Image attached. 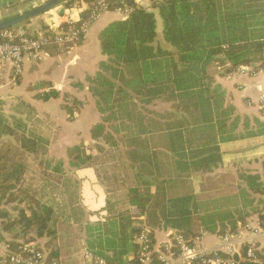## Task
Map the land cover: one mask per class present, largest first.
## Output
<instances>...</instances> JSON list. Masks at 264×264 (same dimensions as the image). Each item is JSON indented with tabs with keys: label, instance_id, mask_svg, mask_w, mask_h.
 I'll list each match as a JSON object with an SVG mask.
<instances>
[{
	"label": "trees",
	"instance_id": "1",
	"mask_svg": "<svg viewBox=\"0 0 264 264\" xmlns=\"http://www.w3.org/2000/svg\"><path fill=\"white\" fill-rule=\"evenodd\" d=\"M118 1L110 0L111 7ZM124 1L136 6L135 0ZM65 4L70 7V0ZM89 16L86 12L82 19ZM253 17L252 7L244 0H169L138 8L101 32L107 61L88 83L103 120L93 127L91 141L69 149V157L73 167L99 168V179L111 196L105 223L85 226L87 246L107 264H138L136 240L145 225L153 229V236L174 229L191 239L203 231L235 233L252 214L264 223V200L255 206L253 198L264 196L259 175H240L246 184L240 192L242 207L205 215L199 214L192 181L196 173L220 168L221 144L264 135V125L252 127L251 119L237 113L223 87L214 86L203 69L217 56L224 57L223 76L241 66L264 67V37L252 33ZM158 18L170 49L158 41ZM49 87L41 99L62 98L68 121H76L84 103ZM157 103L169 109L160 112L155 109ZM44 149L33 141V175L38 173L33 185L30 180L21 185L27 176L24 167H19L24 168L22 172L15 169L20 173L0 167L1 228L12 237L14 248L20 239H47L45 247L51 249L60 237L59 229L82 220L78 198L58 185L54 188L59 202L45 201L41 183L53 184L37 170V156ZM107 150L118 153L117 159L123 161L120 169L126 183L121 193L103 177L107 174L103 153L112 155ZM59 258L53 248L49 260Z\"/></svg>",
	"mask_w": 264,
	"mask_h": 264
},
{
	"label": "crops",
	"instance_id": "2",
	"mask_svg": "<svg viewBox=\"0 0 264 264\" xmlns=\"http://www.w3.org/2000/svg\"><path fill=\"white\" fill-rule=\"evenodd\" d=\"M245 1L253 9L252 33L264 37V0ZM70 2V7L66 4L61 5L50 13L32 19L16 29L27 34L55 30L66 23V18L70 16L75 22L79 21L93 4L88 0H70ZM39 3L40 0H0V22L28 12ZM145 6L148 8L150 4L145 3ZM63 8L65 14L60 16ZM123 19H125L124 16L114 11L103 13L92 23L79 47L70 52L45 48L40 62L25 61L21 74H16L11 63L0 66V167L9 171L24 167L25 169H19L21 172L24 169V174L27 175L21 179V185H25L28 180L33 185V159L36 157L33 153V141H35L45 147L37 156L41 165L36 166L39 172H44L49 182L53 184L41 183L42 189L45 188L46 191L45 201L59 202L54 188L56 185L70 194L72 185L77 186L78 206L82 209V220L76 223L72 221L70 227L59 229L60 237L53 247L55 252L60 254L59 264H97L96 261L86 260L82 254L85 248L95 254L86 244L85 226L105 223L111 196L99 179V173H101L99 168L71 166L69 149L81 142L91 141L93 127L102 123V115L97 107L96 99L89 90L88 79L94 78L99 72L100 64L107 61L101 49V32L109 24ZM158 20V41L163 48L170 49L162 37L163 26L161 20L159 18ZM223 63L224 57L217 56L211 63L204 65L203 69L207 78L214 86L223 87L227 100L233 103L239 115L251 119L252 127H256L259 123L264 125V114L259 105V97L264 95V67L257 68L258 65H255V75L242 76L235 72L232 75L223 76ZM47 84L62 95L67 93L71 99L84 103L76 121H68L67 112L62 106V98L49 101L41 99V95L50 91ZM163 105L165 104L157 103L155 109ZM166 110L168 109L158 111ZM86 136L90 140H85ZM28 140L32 141V144H28L29 147L25 146ZM221 154L223 164L219 169L212 173H196L192 176L197 196L202 191V185H205L209 179L216 181L226 174L234 177L233 194L238 199H241L240 192L246 188L245 182L240 179L242 173L259 175L264 181V135L221 144ZM18 173L16 176H19ZM253 198L257 199L255 206L260 199L264 200V196H253ZM242 206L243 202L238 207ZM248 224L264 225L258 214H252L247 219L246 225ZM238 231L243 236H248L243 231V227H239ZM166 237L165 230L157 231L156 239L159 243L165 242ZM4 240H12V237L5 233ZM17 242L27 241L20 239ZM36 242L46 249L48 254L53 249L45 247L47 239ZM205 244L208 247L218 246V234L209 233ZM256 244L261 251H264V239L258 240ZM2 252L0 248V253ZM128 258L130 259V256Z\"/></svg>",
	"mask_w": 264,
	"mask_h": 264
},
{
	"label": "built area",
	"instance_id": "3",
	"mask_svg": "<svg viewBox=\"0 0 264 264\" xmlns=\"http://www.w3.org/2000/svg\"><path fill=\"white\" fill-rule=\"evenodd\" d=\"M169 0H135L136 6H130L124 0L111 7L110 0H96L88 12V19L82 18L75 22L73 17L66 18V23L58 29L27 34L16 28L0 32V66L11 63L16 74H21L25 61L40 62L45 48H54L59 52H70L83 42L92 23L103 13L114 11L128 18L136 9L146 7L145 3L159 4ZM236 74L242 76L255 75V65L241 66ZM232 75V74H231ZM260 109L264 114V95L259 97ZM167 239L159 243L153 229L145 225L136 242L138 244V264H264V251L257 246V241L264 239V225L248 224L243 231L218 235L219 244L215 247L206 246L208 232L203 231L195 238L188 239L183 233L168 229ZM4 231L0 226V264H59L50 261L49 254L37 242H16L13 247L11 240H4ZM86 260L97 264H107L89 249H83Z\"/></svg>",
	"mask_w": 264,
	"mask_h": 264
},
{
	"label": "rangeland",
	"instance_id": "4",
	"mask_svg": "<svg viewBox=\"0 0 264 264\" xmlns=\"http://www.w3.org/2000/svg\"><path fill=\"white\" fill-rule=\"evenodd\" d=\"M156 109L165 110V109H169V106L165 104L163 106L157 107ZM85 140H90V139L89 137L86 136ZM96 146H92V147L95 148ZM100 147L103 149V151L106 152V150L102 146ZM97 151L99 152L101 150L98 149ZM107 151H112V150H107ZM102 157H103L102 161H105L106 163L104 164L105 166H103V168L105 169V171H107V174L103 176L104 180L106 182L107 181L110 182V184L119 193H121L122 191H124L123 187L126 183L124 181V178H126L125 173H123L124 171L120 169V167L122 168V163H123L122 159H117L120 156L118 153H114V151H112V155H110L109 153L106 154L103 153ZM108 172L110 174H108ZM37 174L33 175L35 179H37L36 177ZM233 180L234 177L232 175L226 174L219 180L214 181V179H209L205 185H202V191L197 196L198 210L200 215L212 214L219 211L233 210L238 208L240 203L244 202L242 198L238 199L233 194L235 189L234 186L235 184ZM34 183H36V180ZM71 195L73 196L74 199L77 198V186L72 185ZM57 197L59 200L61 199L59 194L57 195ZM41 199H44V197L42 196ZM2 208L10 209V205H4Z\"/></svg>",
	"mask_w": 264,
	"mask_h": 264
},
{
	"label": "water",
	"instance_id": "5",
	"mask_svg": "<svg viewBox=\"0 0 264 264\" xmlns=\"http://www.w3.org/2000/svg\"><path fill=\"white\" fill-rule=\"evenodd\" d=\"M67 0H40L39 5L28 12H25L21 15L15 16L9 20L0 22V32L8 29H13L22 24L27 23L28 21L42 17L54 9H57L61 5H64ZM65 9L63 8L60 12V16H64Z\"/></svg>",
	"mask_w": 264,
	"mask_h": 264
}]
</instances>
